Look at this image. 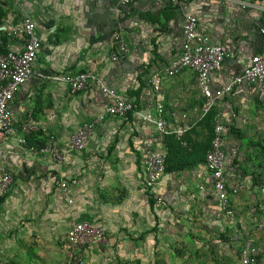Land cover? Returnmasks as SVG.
I'll use <instances>...</instances> for the list:
<instances>
[{
	"label": "crops",
	"instance_id": "crops-1",
	"mask_svg": "<svg viewBox=\"0 0 264 264\" xmlns=\"http://www.w3.org/2000/svg\"><path fill=\"white\" fill-rule=\"evenodd\" d=\"M10 5L12 7L4 6L6 22L0 26V49H13L21 46V40L11 33V26L20 21L24 13L33 18L37 34L42 40V47L34 63V74L20 88L11 103L16 133L3 139L0 144V166L11 169L13 177L22 176L33 168L37 170L36 167H32L37 162L40 165L45 162H54L49 159L51 157L34 154L25 145L17 142L16 135H20V129L24 123L35 125L34 131L26 135L28 145L37 146L46 141L52 133L57 143L63 144L68 141L69 132L73 127L77 128L83 122L90 120L109 104V98L98 86L90 84L85 90L73 94L68 91L64 82L55 79L56 75L51 74L92 70L105 85L133 99L135 107L139 110L153 109L157 102H161L171 126L174 128L183 123L188 127L187 133L197 124L198 113L201 114L202 96L195 75L188 70L173 77L165 75V68L180 52L181 26L185 16L197 15L200 30L208 33L213 42L220 43L232 52V55L225 59L222 68L212 74L213 86H220L227 82L262 46L259 28L264 16V0H177L175 3L170 0H137L126 6L121 5L119 0H13ZM116 37L125 43L127 52L120 60L113 62L110 54L115 48ZM154 76L160 77L158 90H154L151 85ZM192 78L197 89L195 102L189 100V97L184 98L179 104L178 101L172 100L170 93L173 92V86L179 84L180 91L184 93L185 90L190 89ZM249 88L253 86L235 87L231 94L219 99L213 108L220 111L224 110L228 102L232 100L242 101ZM261 93L264 95L263 91ZM190 104H193L196 109L193 116L186 113L189 112L188 109H183V106ZM175 105L179 107L175 109ZM171 111L175 112L174 117L170 114ZM182 114H187L186 121L181 118ZM221 120L227 128L226 116L222 114ZM99 133L103 136L99 137ZM114 134L119 135L121 140L124 135L127 139L131 137L135 150L131 154L134 155L135 161L138 160L136 167L138 181L141 158L145 148L151 146L165 150L167 153L163 142L164 137H158L153 126L143 123L130 114L124 119L106 118L96 128L94 136L85 149L72 153L63 164L55 162V167L61 175L71 173L70 168H75V164L79 167L80 163L85 160L84 158H87V156L82 157V154L94 151L99 143L106 144L114 138ZM122 143L123 141L120 142ZM181 146H186V143ZM99 148L103 146L99 145ZM231 149L232 146L228 142L226 146L228 156ZM231 172L229 157L226 175L228 183L230 185L238 182L245 183L241 179L232 178ZM105 173H107L106 176L123 175L121 170L111 168ZM184 176L186 179L181 182L180 187L174 188L175 192L180 197L183 196L185 200V202L177 201L180 203L181 210L188 207L185 206L187 205L186 199L192 201V198H195L194 203L201 201L199 207L206 209L207 202L203 200L205 198L208 200L213 195L208 191L197 190L200 184L209 186L207 182L209 175L203 161ZM237 176H240L239 173ZM17 180L12 192L4 203L0 204V232L4 231L2 229L6 218L28 217L32 212L31 204L30 206L22 204L26 203L25 200L28 198L27 196L23 198L25 192L22 190L25 189L30 193L36 184L33 181H27L23 185ZM165 183V180L161 179L157 188ZM262 183L264 187V178ZM139 185V188L143 190L140 183ZM170 187V184L166 186V188ZM74 190L71 192L68 187L66 193L70 191L74 194ZM260 191H264V188L261 187ZM182 192L183 195H181ZM237 197H231L235 218L244 223H250L251 218L236 216L239 207ZM171 198V200L174 199L173 195ZM212 201L216 202L215 209L220 211L214 196ZM72 203L73 197L69 198L68 202H61L56 211L59 216L55 219L61 221L64 218L63 215L67 218L72 217L73 220L77 217H87L85 213L68 215V211L72 209ZM193 205L191 204L190 207ZM110 207L115 209L114 206ZM146 207L147 212L152 213L147 201ZM241 207L244 206L241 204ZM205 209L202 211L211 217L208 222L212 228L219 226L220 230V221L226 220V216L221 211L219 212L221 217L218 216L219 214L214 216L216 212L214 210L210 215V212ZM184 213L185 210L182 214ZM105 218L106 216L103 220ZM67 222L66 229L70 221ZM39 224L42 223L39 221L36 225ZM229 224L235 225L234 221ZM188 225L187 223L183 228L187 229ZM36 227L39 228V226ZM186 236L188 237L187 234Z\"/></svg>",
	"mask_w": 264,
	"mask_h": 264
},
{
	"label": "rangeland",
	"instance_id": "rangeland-1",
	"mask_svg": "<svg viewBox=\"0 0 264 264\" xmlns=\"http://www.w3.org/2000/svg\"><path fill=\"white\" fill-rule=\"evenodd\" d=\"M11 2L13 0H0V26L6 22L4 6H11ZM69 73L72 71L51 75L62 77ZM190 80L191 87L184 93L180 91L179 84H175L170 98L178 104L187 97L195 102L197 89L194 79ZM177 107L174 106L175 109ZM183 107L189 110L186 113L190 116L196 112L193 104ZM220 111L213 108L204 116L198 113L197 124L185 135L186 146H178L173 137L168 138L166 169L161 177L166 183L159 188L160 183L156 185L152 190L154 193L143 192L139 188L138 160L135 161L132 155L135 150L131 137L127 139L124 135L121 140L117 134L106 144L99 143L94 151L82 154L87 158L79 167L75 164V168H70L71 173L61 175L55 167L56 161L49 158L54 162L43 165L37 162L38 165L32 166L37 170L33 168L22 176H14L13 185L16 179L19 184L24 185L27 181L36 184L30 193L22 190L25 192L23 198L28 197L22 204H31L32 215L6 218L5 229L0 232V264H239L241 238L236 220L235 225H230L232 221L228 222V219L219 220L220 230L219 226L212 228L208 222L211 217L203 212L204 207H199L201 201L194 203L195 198L192 201L186 199L185 206L188 207L182 214L184 210L177 201L183 200V196L180 197L174 190L186 179L185 174L202 163L209 147L215 116L223 114L227 118L226 146L228 142L232 146L229 154L232 178L241 179L248 186L236 196L239 201L236 216L251 218V224L264 222V191H260L261 187L264 188V95L253 86L242 101L232 100ZM75 130V127L71 129L69 137ZM54 136L52 133L46 141L34 147L39 149L48 143L58 145ZM98 136L103 135L99 133ZM109 168L121 170L123 175L106 176L105 171ZM61 179L69 184L71 192L75 189L74 194L61 191ZM169 184L171 187L166 188ZM13 185L3 195L0 204L12 192ZM155 195L163 198L161 204L156 203ZM72 197V209L68 215L85 213L87 217L75 219L99 221L105 227L109 244L91 249L83 247L81 254L70 259L62 237L67 221L72 222L73 218L63 215V221H60L55 217L59 216L56 212L59 204L68 202ZM212 198L203 200L207 202L205 210L210 215L214 210V216L219 214L221 217ZM146 201L150 206L152 204V213L147 212ZM189 204L194 205L190 207ZM104 216L106 220H103ZM39 221L42 224L36 225ZM187 223V229L183 228ZM257 244L260 264H264V228L257 231Z\"/></svg>",
	"mask_w": 264,
	"mask_h": 264
},
{
	"label": "built area",
	"instance_id": "built-area-1",
	"mask_svg": "<svg viewBox=\"0 0 264 264\" xmlns=\"http://www.w3.org/2000/svg\"><path fill=\"white\" fill-rule=\"evenodd\" d=\"M137 0H119L123 6L132 4ZM177 0H170L175 3ZM262 46L254 52L246 65L237 73H234L224 84L212 85V74L219 71L226 58L232 55L220 43L211 40L208 33L199 28L198 16L188 14L182 21L180 52L173 58L165 68V75L173 77L180 72L191 71L196 78L197 86L202 96L200 113L201 116L208 114L219 99L232 93L235 87L241 85L256 86L264 92V16L260 28ZM11 33L21 40V46L13 49H0V144L3 139L13 136L16 133L15 120L11 110V103L20 88L34 74V63L42 47V40L36 31V24L33 18L24 13L20 21L11 26ZM127 52V46L118 37L116 45L110 54L111 61L120 60ZM66 84L70 93L85 90L90 84H94L109 98V104L102 112L94 115L90 120L83 122L76 128L68 141L63 144H45L41 148L28 145L26 135L35 125L24 123L20 129V135H16L19 144L25 145L34 154L47 155L58 163H65L69 156L77 151L85 149L94 136L96 128L106 118L124 119L128 115L141 120L143 123L154 127L158 137L173 134L181 144H185L183 136L188 127L180 124L172 127L166 117L165 107L157 102L153 109L139 110L135 107L133 99L123 96L114 88H110L92 70H81L69 73L65 76H54ZM160 77L154 76L151 85L154 90L159 89ZM170 114L174 117L175 112ZM183 121L188 119L187 114H182ZM226 127L221 116L216 114L212 125V134L208 150L206 151L203 164L207 171L208 187L200 184L197 190L200 192L212 193L218 203L220 211L228 220H236L234 208L231 206V197L237 196L248 186L238 182L230 185L226 179L229 156L226 151ZM165 150L149 146L145 148L142 155V164L139 169V181L145 191L152 190L160 183L165 170ZM13 185L11 169L0 166V197L10 190ZM61 191L66 192L69 184L60 180ZM154 193V192H153ZM157 204H161L163 198L155 195ZM241 238L239 248V264H259L260 249L256 243V233L264 228V222L244 223L236 220ZM66 253L73 259L81 254V249L93 247H106L108 238L105 227L99 221L73 220L67 226L62 237Z\"/></svg>",
	"mask_w": 264,
	"mask_h": 264
},
{
	"label": "trees",
	"instance_id": "trees-1",
	"mask_svg": "<svg viewBox=\"0 0 264 264\" xmlns=\"http://www.w3.org/2000/svg\"><path fill=\"white\" fill-rule=\"evenodd\" d=\"M171 137H173L174 138V140H175V142H176V144L178 145V146H181V143H180V141L179 140H177V139H175V137H174V135L173 134H168V135H165L164 136V140H163V142L165 143V146H166V149H168V142H167V140H169L168 138H171ZM168 152V151H167ZM166 158H167V154H166V156H165V169H166ZM164 172H165V170H164ZM146 192V191H145ZM149 192V191H148ZM3 196H1L0 197V200H3L4 199V197L2 198ZM151 204V203H150ZM151 206H152V204H151ZM152 208H153V206H152ZM221 236L223 235V238L225 237V235L224 234H220ZM239 253V252H238Z\"/></svg>",
	"mask_w": 264,
	"mask_h": 264
},
{
	"label": "water",
	"instance_id": "water-1",
	"mask_svg": "<svg viewBox=\"0 0 264 264\" xmlns=\"http://www.w3.org/2000/svg\"><path fill=\"white\" fill-rule=\"evenodd\" d=\"M15 24V23H14Z\"/></svg>",
	"mask_w": 264,
	"mask_h": 264
}]
</instances>
